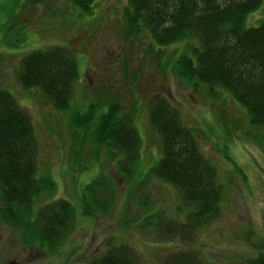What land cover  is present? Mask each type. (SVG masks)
<instances>
[{"label": "rangeland", "instance_id": "rangeland-1", "mask_svg": "<svg viewBox=\"0 0 264 264\" xmlns=\"http://www.w3.org/2000/svg\"><path fill=\"white\" fill-rule=\"evenodd\" d=\"M128 9L127 0H96L92 13L70 0H0V87L31 115L39 170L53 177L54 197L68 199L76 210L72 232L53 249L8 221L0 198V264H84L116 245L129 250L136 264H169L177 252L194 253L203 264H251L264 254V149L247 109L228 90L190 84L175 73L178 57L199 46L198 37L160 45L131 22ZM262 21L264 2L246 22ZM55 45L67 47L81 70L66 111L50 104L41 89L24 87L18 76L26 53ZM162 96L193 129L223 184L212 218L196 219L180 190L150 172L162 150L149 111ZM115 100L141 137L130 173L110 158L120 154L97 142L87 113L100 117ZM97 178L99 208L88 189ZM84 203L91 212L77 216Z\"/></svg>", "mask_w": 264, "mask_h": 264}, {"label": "trees", "instance_id": "trees-1", "mask_svg": "<svg viewBox=\"0 0 264 264\" xmlns=\"http://www.w3.org/2000/svg\"><path fill=\"white\" fill-rule=\"evenodd\" d=\"M71 1L87 13H92L96 2ZM127 1L131 22L145 29L160 45L199 38V46L192 44L178 57L175 73L190 84L228 90L247 109L250 124L256 130L254 135L264 149V21L256 26L246 22L248 14L264 0ZM21 60L18 76L22 85L41 89L56 109L70 110L81 72L76 56L67 47L55 45L26 53ZM122 107L115 100L100 117L92 110L87 113L90 122L96 123L97 142L113 147L122 155L119 164L131 172L140 156L141 137L133 125L134 119L124 115ZM150 121L161 136L162 150L150 172L182 190L196 219L206 214L212 218L219 209L222 189L216 181V168L201 151L195 132L164 96L151 104ZM38 154L39 142L31 115L10 90L0 87L1 209L7 220L23 228L27 237L34 236L54 247L72 227L76 210L64 198L39 202L41 196L51 195L55 182L49 173L40 172ZM109 184L114 188L113 182ZM97 185L99 181L88 185V189L94 193ZM86 204V212L90 213V203ZM85 264L136 262L129 250L116 245ZM169 264L203 263L194 253L177 252ZM251 264H264V254Z\"/></svg>", "mask_w": 264, "mask_h": 264}]
</instances>
